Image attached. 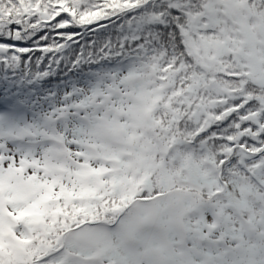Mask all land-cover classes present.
I'll use <instances>...</instances> for the list:
<instances>
[{"label": "snow or ice", "instance_id": "snow-or-ice-1", "mask_svg": "<svg viewBox=\"0 0 264 264\" xmlns=\"http://www.w3.org/2000/svg\"><path fill=\"white\" fill-rule=\"evenodd\" d=\"M0 264H264V0H0Z\"/></svg>", "mask_w": 264, "mask_h": 264}]
</instances>
